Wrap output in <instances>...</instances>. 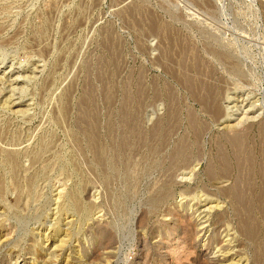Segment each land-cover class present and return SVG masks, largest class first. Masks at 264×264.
I'll use <instances>...</instances> for the list:
<instances>
[{
  "label": "rangeland",
  "instance_id": "obj_1",
  "mask_svg": "<svg viewBox=\"0 0 264 264\" xmlns=\"http://www.w3.org/2000/svg\"><path fill=\"white\" fill-rule=\"evenodd\" d=\"M0 66V146L44 136L48 210L58 179L94 206L56 258L64 232L29 230L17 258L2 227L1 259L264 264V0H0Z\"/></svg>",
  "mask_w": 264,
  "mask_h": 264
},
{
  "label": "bare ground",
  "instance_id": "obj_2",
  "mask_svg": "<svg viewBox=\"0 0 264 264\" xmlns=\"http://www.w3.org/2000/svg\"><path fill=\"white\" fill-rule=\"evenodd\" d=\"M1 68L0 70L2 71L3 69ZM10 72L11 69L8 71L7 74H9ZM18 77L20 76L19 75L15 76L13 81L16 82L18 80ZM6 81L8 80L0 76V82L2 83V87L0 88V95L5 94L6 87L3 84H5ZM11 82L12 80L10 81V83ZM14 87L15 86H13L12 88V84H11L12 89L10 91H7L10 94L6 96L3 100L4 101L3 103L6 105H10V107L14 106V101H15V99L13 98ZM210 109L212 110V112L215 110L214 107ZM246 112L247 111H245L243 116H241L237 120V123H234V127L236 126V124L241 123L242 121L247 119V117L245 116ZM5 132L9 133L8 130H6ZM13 134L15 133H12V135ZM90 140L93 146V151L95 153V162L99 161L100 159H103L101 158L100 149H98L97 145L95 144V141L97 139L94 140L93 136H91ZM46 141H48V139L46 140L44 136H41L40 139L38 140L37 148L32 150L21 151L17 148H4L0 146V202L3 204L2 213L0 214L1 216L0 229L4 226L7 227V229L9 228V231L4 234L5 238L3 240L6 242L5 245H3V247L9 246L7 250L8 254L7 253L6 254L12 255L15 252V254H17V258H19L22 255L21 254L23 249L21 246L22 235L28 234L29 230L31 229L32 230L36 229L39 233L42 230L45 231L44 232L45 237H48L49 232H47V230L53 231V234H59L60 231L64 232L63 236L60 235L61 237H59L58 239L59 244H57V248L59 250L58 251L59 253L57 252L52 254L54 258L58 257V255H60L61 253L64 243L67 241V238L69 236V231H68L69 228H71L73 225H76L77 226L76 229L80 230V228L91 219V216L93 215V211H94V206L90 203H85L80 197L81 193L84 190V189L82 190L80 182L74 184L71 187L67 185L66 181L64 180L59 181V179L57 180L58 182L56 181L58 184H57V188L55 189L56 190L55 197L53 198V200H51L52 204L54 205V208L50 209V211L48 210L47 201H44L42 199L43 193H40L38 188L39 181L41 179L43 180L49 179V181L51 180V176L48 173L50 170H52V168H49L50 164L48 163V161L43 159L44 153L49 150V149L47 150ZM18 142L19 141L16 139L14 143L12 142L7 143L5 141V144L7 143L10 146L11 145L18 146L21 144ZM22 158H29L30 159L29 164L25 166L22 162ZM59 164L62 165V161H60ZM61 170H63V168H61ZM164 182L166 181L155 184L157 187L155 188L156 189L161 188ZM9 194L13 195V197L10 199H8ZM152 199L153 201H162L163 196L159 195L158 197L156 196L155 198ZM43 214L45 215L44 219H47V217L54 216L53 219L55 220V222L53 224H49L48 227H45L44 223H46L47 221L42 219ZM62 215H64L65 219L75 217V219L68 220V222L65 224L67 226L65 230H61L59 226L60 223L59 221H61ZM31 224L32 227L29 228ZM35 224L36 226H34ZM3 240H0V243ZM179 243L180 241L177 244L175 243L174 245H171L169 248L166 247L163 254L167 256L168 254L170 255L172 253H176V255L180 253V246L178 247ZM15 248H17L16 251L14 250ZM54 261L56 262V260ZM0 264H9V262L8 260L4 261L3 259L0 258Z\"/></svg>",
  "mask_w": 264,
  "mask_h": 264
}]
</instances>
